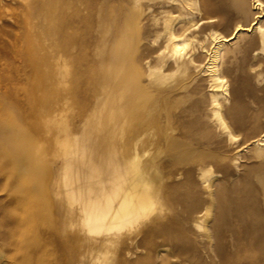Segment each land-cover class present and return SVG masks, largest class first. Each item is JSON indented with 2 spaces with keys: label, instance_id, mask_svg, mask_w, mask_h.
<instances>
[{
  "label": "bare ground",
  "instance_id": "6f19581e",
  "mask_svg": "<svg viewBox=\"0 0 264 264\" xmlns=\"http://www.w3.org/2000/svg\"><path fill=\"white\" fill-rule=\"evenodd\" d=\"M54 4L58 98L72 79L75 33L85 36L79 45L86 47L88 26L97 23L103 48L94 54L99 73L90 84L96 90L93 107L76 131L67 120L58 128L63 137L56 139L60 161L55 166L36 165L32 156L12 168L21 176L32 174L29 184L1 179L0 264H264V163L239 174L228 201V189L214 183L211 168L173 170L177 165L171 161L160 165L159 150L183 145L175 136L143 138L138 129L141 122L187 117L185 124L176 123L177 131L183 138H207L212 157L224 169L230 165L222 160L231 149H236L228 156L234 167L243 151L245 159L264 161V86H240L231 100L224 75V69L238 65L237 54L264 57V0H250L249 11L245 0ZM249 12L253 17L244 24ZM108 35L114 43L106 60ZM240 37L243 51L231 49ZM197 68L212 82L207 106L201 99L189 107L180 101L171 112L170 99L187 94ZM229 178L230 173L223 180ZM197 184L207 200L201 207L187 201L197 196L192 190ZM29 194L40 197L38 211ZM214 206L218 214L208 223Z\"/></svg>",
  "mask_w": 264,
  "mask_h": 264
},
{
  "label": "rangeland",
  "instance_id": "374dc122",
  "mask_svg": "<svg viewBox=\"0 0 264 264\" xmlns=\"http://www.w3.org/2000/svg\"><path fill=\"white\" fill-rule=\"evenodd\" d=\"M219 1L214 0V2ZM245 5L249 11L250 0H245ZM54 8V0H0V181L2 178L8 177L12 184H15L16 181L29 184L34 178L32 174L27 172L21 176L18 174L21 172L20 169L17 171L16 168L14 170L12 168L22 165L32 156L37 158L36 165H46L47 163V165L55 166L60 161L57 157L56 139L58 136L59 138L63 137L58 128L64 120H67L71 131H76L93 107L92 97L96 90L94 91L92 86L91 89L90 84H92V76L99 73L94 54L95 50H99V47L103 48V41H100V36H96L95 33L97 23L94 21L90 24L91 26H88L86 37L89 36L91 41L86 47L79 45L80 39L85 36L79 35L78 32L75 33L74 41L77 43L78 49L72 63V79L65 86L62 97L58 98L54 82L56 59ZM115 8L116 6H114ZM110 11L109 8L107 12ZM252 17V13L249 12L243 23L248 24ZM224 30L222 27L218 28V32L222 34H224ZM107 37L104 54L105 59L109 60L110 48L114 39L113 35ZM242 39L243 37H240L233 42L231 49L236 51L239 46L243 51L245 40ZM206 46H208L207 43ZM148 49L142 50L143 57L148 55ZM139 51L136 52V55L139 54ZM237 56L240 60L238 65L234 68L229 66L224 69L231 100L232 93L240 86L246 89L264 86V57L253 58L251 53L237 54ZM200 61H202L201 65L205 63L203 56ZM250 64H252V68ZM140 65L143 81H146L144 77L146 67L142 63ZM192 75L193 80L186 88L185 93L187 94H183V97L178 96L170 99L172 104H170L169 110L171 112L180 108L174 102L181 101L185 107H189L195 99H201L203 108L207 106L212 82L201 68L194 70ZM22 90H25L24 97H20L23 95ZM247 95L249 94L246 93L244 102L248 104L250 99ZM115 114L118 115V111ZM57 120H59L58 123ZM261 121L263 122L264 119ZM186 122H188L187 117L175 116L171 118L170 123H164L163 120L161 123L141 122L138 129L143 133V138L160 137L163 133L175 136V139L182 142L183 145L176 149L164 147L159 150L160 165H166L171 161L173 165H177L173 170L195 169L201 165L207 170L211 168L210 170L214 173V183L228 189L226 194L230 201L231 183L239 178V174L247 166L256 165L259 162L264 163V161L245 159L243 151L240 153L238 167H234L228 161V156L236 150L231 149L227 157L222 160L223 164L230 165L224 169L218 164L217 158L212 157V155L215 156L214 147L207 145V138L199 139L196 136L183 138L177 131L176 123L185 124ZM113 141L115 143V140ZM224 151L227 152L225 149ZM229 173V180H223ZM192 190L197 196L194 200L190 198L187 201H194L199 204V207L204 206L207 200L200 184H197L196 188ZM13 192H17L19 195L20 190L15 188ZM27 196L34 211H38L40 197L33 196V194ZM215 206L211 210L212 217L208 219V223L212 221L213 216L218 214L219 210ZM229 207L231 208V205ZM230 208L226 213L229 221H231ZM226 226V224L222 225L223 228Z\"/></svg>",
  "mask_w": 264,
  "mask_h": 264
}]
</instances>
